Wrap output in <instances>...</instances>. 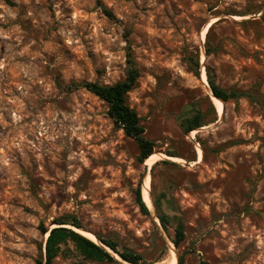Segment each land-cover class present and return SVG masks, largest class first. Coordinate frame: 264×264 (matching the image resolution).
<instances>
[{
  "label": "rangeland",
  "instance_id": "obj_1",
  "mask_svg": "<svg viewBox=\"0 0 264 264\" xmlns=\"http://www.w3.org/2000/svg\"><path fill=\"white\" fill-rule=\"evenodd\" d=\"M129 51L140 71L129 103L155 152L183 159L158 160L148 182L153 203L183 220L179 248L174 225L136 201L138 144L72 85L124 79ZM207 68L247 93L223 116ZM198 110L206 124L186 133ZM69 215L154 264H264V0H0V264H36L42 225ZM109 251L115 262L91 261L69 244L55 264H128Z\"/></svg>",
  "mask_w": 264,
  "mask_h": 264
},
{
  "label": "trees",
  "instance_id": "obj_2",
  "mask_svg": "<svg viewBox=\"0 0 264 264\" xmlns=\"http://www.w3.org/2000/svg\"><path fill=\"white\" fill-rule=\"evenodd\" d=\"M212 28L213 26H211L207 32L208 38ZM206 52L208 55H210L212 50L208 48ZM190 64L194 67V69H196L197 74H200L201 63L199 56H196V58L192 60ZM206 72L213 95L223 100L224 103L229 102L230 100L237 102L240 98L247 96V93L244 91H237L235 89L228 90L219 86L215 80V75L211 68H207ZM139 77V68L132 57L131 52L129 51L127 58V70L124 79L117 81L114 84H103L99 81H84L81 83H74L72 85L75 88H85L107 103L108 114L110 118L119 129L124 130L128 137L136 141L139 147V160L141 163H144L146 159L155 152L156 143L146 136V129L142 124V118L139 116L137 111L131 107L128 100V94L138 83ZM212 108L215 111L213 105ZM205 124L206 122L204 120L203 112L198 110L192 116L185 117L181 123V126L186 133H189L194 129L204 126ZM167 155L176 157L181 156L179 153L174 151H168ZM189 160H195V158ZM162 163L174 165L173 163L176 162L165 159L162 160ZM135 198L138 205L140 206L141 211L144 214L150 215L151 212L147 206V203H145L143 199L141 183L138 185L135 191ZM163 198L166 199V202L169 201V198H167L166 194H163ZM161 199H156L154 201L157 216L166 232L169 231V226L172 224L174 225L175 236L172 237V242L177 248H179L186 239V230L183 220L178 213L170 214L166 212L163 208V201ZM55 221L58 225L50 230L45 243V254L44 256L41 255L36 264H55L56 258L63 254L69 244L74 245L75 250L80 256L91 261H116L114 255L109 250H107L105 246H107V248L109 247L123 260L131 264H154L156 261L160 260L159 257L154 260V262H148L145 260L142 254L126 248L121 249L116 241L105 239L99 234H96V236L103 243V245L97 243L93 239L88 238L87 236L69 227V225L80 228L84 227L76 216H64ZM41 231L43 234H47L49 232V228L42 225ZM183 261L184 260L181 257L178 264H183Z\"/></svg>",
  "mask_w": 264,
  "mask_h": 264
},
{
  "label": "bare ground",
  "instance_id": "obj_3",
  "mask_svg": "<svg viewBox=\"0 0 264 264\" xmlns=\"http://www.w3.org/2000/svg\"><path fill=\"white\" fill-rule=\"evenodd\" d=\"M216 20V19H213V21ZM206 31H207V28H205L204 32H203V36H205L206 34ZM203 60H205V55H203ZM204 69V68H203ZM202 81L203 83L209 87V82H208V77H207V72L206 70H203L202 71ZM212 91V90H211ZM211 93V92H210ZM211 97H212V102L216 108V111L218 113L219 116H223L224 114V111H225V103L223 100L215 97L213 95V93L211 94ZM203 158V153L201 151V149L199 148V157H198V160L195 162V163H198V162H201ZM160 159H167V160H170V161H176V162H183V159L180 158V157H176V156H170V155H167V154H162V153H157V152H154L153 154H151L145 161V165L149 168V170L152 168V166ZM194 163V164H195ZM147 178H146V181L145 184H144V187H143V195H144V200L145 202L147 203V205L151 208V210L153 212H155V206H154V203L151 199V193H150V187H149V179H150V176H149V172L148 174L146 175ZM73 228V227H72ZM74 230H76L77 232L87 236L88 238H91L93 239L94 241L98 242V238L96 237V235H94L93 233H91L90 231L88 230H85V229H82L80 227H75L73 228ZM172 244V243H171ZM172 247L175 249L174 245L172 244ZM107 249V247H106ZM107 250H111L110 248L107 249ZM112 251V250H111ZM113 252V251H112ZM175 253V252H174ZM118 258L119 256L114 253ZM126 262V261H125ZM127 263V262H126ZM178 263V259H177V256L176 254L174 255L173 257V260H172V263L171 264H177ZM129 264V263H128Z\"/></svg>",
  "mask_w": 264,
  "mask_h": 264
},
{
  "label": "water",
  "instance_id": "obj_4",
  "mask_svg": "<svg viewBox=\"0 0 264 264\" xmlns=\"http://www.w3.org/2000/svg\"><path fill=\"white\" fill-rule=\"evenodd\" d=\"M215 96V95H214ZM216 97V96H215ZM186 165L187 166H191V164L189 163V162H186ZM148 172H149V168L144 164V176H146L147 174H148ZM144 199V198H143ZM145 201V200H144ZM146 203V202H145ZM148 206V205H147ZM155 206V205H154ZM148 208H149V206H148ZM149 210H150V208H149ZM150 212H151V210H150ZM52 229V228H51ZM50 229V230H51ZM50 230H49V232H48V235H49V233H50ZM76 231V230H75ZM46 240H47V238L45 239V243H46ZM99 240V239H98ZM97 243H99V242H97ZM101 244V243H100ZM106 248V247H105ZM129 263V262H128ZM129 264H131V263H129Z\"/></svg>",
  "mask_w": 264,
  "mask_h": 264
}]
</instances>
